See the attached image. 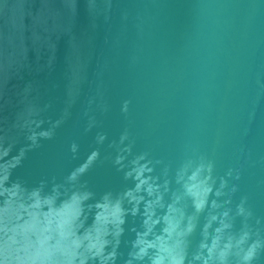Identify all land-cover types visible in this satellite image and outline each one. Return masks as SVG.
Listing matches in <instances>:
<instances>
[{
  "label": "water",
  "instance_id": "water-1",
  "mask_svg": "<svg viewBox=\"0 0 264 264\" xmlns=\"http://www.w3.org/2000/svg\"><path fill=\"white\" fill-rule=\"evenodd\" d=\"M0 264H264V0H0Z\"/></svg>",
  "mask_w": 264,
  "mask_h": 264
}]
</instances>
